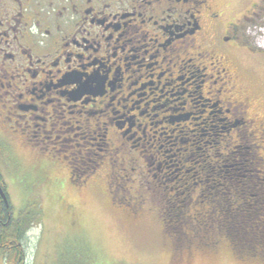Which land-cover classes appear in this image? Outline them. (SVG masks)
<instances>
[{
	"label": "flooded vegetation",
	"instance_id": "1",
	"mask_svg": "<svg viewBox=\"0 0 264 264\" xmlns=\"http://www.w3.org/2000/svg\"><path fill=\"white\" fill-rule=\"evenodd\" d=\"M259 1L0 0V138L28 144L34 161L47 159L46 168L66 166L80 187L105 177L132 221L160 216L161 230L173 232L168 245L177 263L228 251L264 264V147L257 145L264 100L245 81L259 66L245 36L263 14ZM198 123L209 139L205 148H219L210 161L252 175L245 197L230 184L225 198L194 195L204 181L191 176L188 187L190 170L182 169L167 178L164 160L150 173L159 155L152 129L185 132L179 143L186 152L194 143L190 126ZM178 181L188 187L179 200L166 186ZM0 186L2 233L24 211L11 203L1 173Z\"/></svg>",
	"mask_w": 264,
	"mask_h": 264
},
{
	"label": "rangeland",
	"instance_id": "2",
	"mask_svg": "<svg viewBox=\"0 0 264 264\" xmlns=\"http://www.w3.org/2000/svg\"><path fill=\"white\" fill-rule=\"evenodd\" d=\"M259 3L263 6V14L245 29V36L251 49L258 53L257 59L254 55L251 58L253 62L258 61L256 64L259 66L252 68L255 71L250 69L252 73L245 74V81L253 91L264 96V47L258 43L264 32V0ZM203 104L204 102L200 100L198 109H201ZM261 113H264V106H261ZM160 128H165V125L152 129L155 132L150 133V136H154L155 146L159 147L158 158L149 167L150 173H156L157 161L164 160L167 168L163 171L167 178H173L177 171L182 169V172L190 170L185 175L187 182L185 185L188 187L191 176L195 182L202 179L204 184L198 186L193 194L202 192L203 199L227 197L225 188L229 184L236 188L241 197L248 194L247 187L252 175L241 177L240 169H235V166L226 168L223 165H228V162H222L219 158L210 161V157H206L214 149L219 151V148H205V142L209 139L201 135L203 125L198 123L195 127L190 126L194 131L188 134V137L193 139L194 143L192 147L187 146L186 152L182 151L185 146L179 143L181 139L187 137L184 135L185 132L170 133L169 129ZM209 128L211 127L208 126ZM213 129L217 130L219 127ZM214 132L213 130L209 133ZM260 140L257 141V145L264 147V139ZM92 143L96 145L101 142L96 139ZM144 146H147L146 142ZM177 149H180V153H177ZM258 152L264 156V150L259 149ZM241 156L237 160L242 161V166L252 172L255 166L243 161L247 160V155ZM186 157L188 160L185 162L182 158ZM53 160L54 163H61L57 159ZM45 161H47L45 158L44 161H34L33 148L28 144L12 146L8 140L0 138V173L6 183L10 201L16 210L23 209L30 217L21 239L24 257L20 264L177 263L173 261L168 245L170 238L174 236L173 232L169 229L161 230L162 223L158 214L159 218L152 215L140 221H132L121 212L122 209H131L130 206L114 199L110 193L111 188L108 189L105 185V177L96 176L94 182L90 181L85 187H80L84 183L70 181L66 166L46 168ZM258 169H261V166ZM230 175L231 180L228 179ZM178 182L179 184L167 182L166 186L173 187L170 194H177L179 200L184 199L180 192L188 187L182 188L183 181ZM152 191L157 196V191L153 189ZM146 193L148 194L146 203L153 212L156 204L149 197L150 193L148 191ZM160 202L158 199V205ZM164 215L165 213H162L161 219L162 217L164 219ZM0 264H7L4 254H0ZM177 264L256 263L240 261L230 252L222 251L216 255L194 253L190 259H183Z\"/></svg>",
	"mask_w": 264,
	"mask_h": 264
},
{
	"label": "trees",
	"instance_id": "3",
	"mask_svg": "<svg viewBox=\"0 0 264 264\" xmlns=\"http://www.w3.org/2000/svg\"><path fill=\"white\" fill-rule=\"evenodd\" d=\"M30 217L22 212L11 226L0 232V254H4L7 264H20L24 257L21 239L29 223ZM1 226V223H0ZM7 226V225H6Z\"/></svg>",
	"mask_w": 264,
	"mask_h": 264
},
{
	"label": "bare ground",
	"instance_id": "4",
	"mask_svg": "<svg viewBox=\"0 0 264 264\" xmlns=\"http://www.w3.org/2000/svg\"><path fill=\"white\" fill-rule=\"evenodd\" d=\"M259 42V45H261L262 47H264V32H263V35L261 36V39L258 40Z\"/></svg>",
	"mask_w": 264,
	"mask_h": 264
},
{
	"label": "water",
	"instance_id": "5",
	"mask_svg": "<svg viewBox=\"0 0 264 264\" xmlns=\"http://www.w3.org/2000/svg\"><path fill=\"white\" fill-rule=\"evenodd\" d=\"M0 194H1L2 198L6 200V196H5V194L3 193L1 186H0Z\"/></svg>",
	"mask_w": 264,
	"mask_h": 264
}]
</instances>
